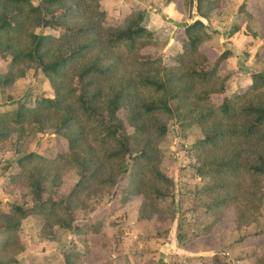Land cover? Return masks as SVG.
<instances>
[{
    "label": "trees",
    "instance_id": "1",
    "mask_svg": "<svg viewBox=\"0 0 264 264\" xmlns=\"http://www.w3.org/2000/svg\"><path fill=\"white\" fill-rule=\"evenodd\" d=\"M101 1L0 0V89L39 68L53 90V96H40L33 104L0 110V142L12 131L46 129L66 141V148L54 154L29 151L18 157L9 180L25 185L32 202L0 207V264H25L17 255L26 248L19 228L28 215L42 218L40 239H56L61 228L99 232V223L77 214L92 194L104 190L112 192L108 211L141 195L139 218L156 213L160 219L163 211L164 219L173 221L176 207L162 204L168 198L173 202V179L160 167V142L171 120L183 131L198 125L202 132L190 147L193 171L206 179L197 191L208 200L204 212L211 219L205 229L211 230L230 207L237 227L264 213V72H251L242 89L228 91L232 73L222 62L232 52L210 47L218 31L207 23L223 0H162L190 18L176 31L178 48L170 63L146 51L164 43L145 25L142 9L112 24ZM240 13L242 19L252 18L249 11ZM258 30L251 31L254 37ZM263 56L264 46L257 62ZM68 169L78 178L59 192ZM200 261L232 264L219 252ZM64 262L88 264L68 249ZM253 264H264V248Z\"/></svg>",
    "mask_w": 264,
    "mask_h": 264
},
{
    "label": "rangeland",
    "instance_id": "2",
    "mask_svg": "<svg viewBox=\"0 0 264 264\" xmlns=\"http://www.w3.org/2000/svg\"><path fill=\"white\" fill-rule=\"evenodd\" d=\"M101 2L107 11L108 22L112 24L133 9H142L146 16V11H152L153 8L159 11L163 3L162 0ZM242 3L243 8L239 10ZM177 4L181 9L180 2ZM172 8L181 15V19H167L168 24H160L154 31L157 39L164 44L146 47V51L160 53L169 63L172 60L171 53L176 48H168L167 39L170 35L176 37V31L190 21L187 13L179 11L174 4ZM244 11L252 13V18L242 19L243 14L240 12ZM161 15L163 17L162 13ZM146 20L145 17V25ZM207 23L211 28L215 24L221 27L220 30L216 28L218 35L210 41L218 44L221 51L229 46L228 42L238 41L239 38L236 37L240 33H243V42L244 36L249 31H254L253 29H259V36L253 35L256 42L252 43L253 50L250 51L251 54L255 51V60L258 50L264 46V0H223V5L212 12ZM245 23L247 26L244 31L239 30L236 34L235 28H240ZM36 31L56 33L49 28H37ZM3 61L4 58L0 56V69L4 66ZM236 88L242 87L238 80L232 77L228 91ZM40 96H53V90L41 69L30 68L10 87L0 89V110L20 103L33 104ZM217 99H220V96ZM200 136L202 132L198 125H191L183 131L176 120H171L167 136L160 142L163 151L160 167L173 179L174 193L173 202L168 198L162 204L176 207L173 221L165 220L163 211L160 212V219H157L159 215L156 213L150 218H139L141 195L133 196L120 207L108 211L107 205L112 202V192L104 190L94 193L87 200V207L81 208L77 215L90 218L92 224L99 223V232L74 233L69 229H57L58 237L54 240L47 239L49 242L54 241L49 250L54 254H50L47 264H65L64 250L67 249L81 253L83 260L88 264H200V257L215 252L227 256L232 264H239L238 261L243 260L249 261L247 264L252 263L255 254L264 247L261 244L264 242V213L257 221L237 227L235 209L230 207L223 211L211 230L208 231L203 226L210 221L211 216L204 212L207 198L200 196L197 191L206 179L194 173L192 165L196 163V158L190 147ZM65 148V139L53 129L37 131L34 134L24 132L22 135L12 131L9 137L0 142V207L7 209L11 201L28 204L32 202L25 185L9 180V174L16 170V161L20 155L29 151L54 154ZM77 178L73 169L65 170L59 192L69 190ZM178 222L181 223L179 229ZM42 223V218L35 215H28L21 220L19 235L23 241H30L29 253L32 252L30 249L33 244L38 242ZM177 233L181 234L180 238ZM235 246L238 248L233 250ZM24 251L17 255L21 261ZM185 252L191 254L184 256Z\"/></svg>",
    "mask_w": 264,
    "mask_h": 264
},
{
    "label": "crops",
    "instance_id": "3",
    "mask_svg": "<svg viewBox=\"0 0 264 264\" xmlns=\"http://www.w3.org/2000/svg\"><path fill=\"white\" fill-rule=\"evenodd\" d=\"M153 1H155V0H153ZM156 2H157V0H156ZM172 6H173V3L163 2L161 4V9L159 11L155 10L154 8L152 11H150V10L146 11L147 14L145 17L147 18V20H146L147 26L153 30H157L158 26H161L160 24H168L167 19H170L173 21L180 20L181 15H178L176 13V11L172 8ZM161 13L163 14V17H165L164 19H163ZM246 26L247 25L245 23V25H241L240 28H237L236 34L239 32V30L244 31ZM212 28H214V29L217 28L218 30H220L221 27L219 25L215 24L212 26ZM253 30H255V29H253ZM242 37H243V33H240V35L238 37H236L237 39L239 38L238 41L232 40V41L228 42L229 46L226 48L231 50L232 54L230 56H228L225 60H223L222 67L230 70L232 73L230 79L232 77H235L238 80V84H240L241 87L243 88L250 81V79H251L250 73L251 72L256 71V70H261L264 72V56L260 62H257V60L254 59L255 51L252 54L250 53V51L253 50V48H252L253 44L252 43L256 42L255 41L256 39L253 37L251 31H249V33H247V35L244 36L245 40L243 39V42H242ZM209 44H210L211 48H215V49H217L218 52H221L218 44L217 45H215L213 43H209ZM167 47L170 49L171 48H178V41L176 40L175 37H172V35H170L169 38L167 39ZM240 78H242V79H240ZM37 240H38V242L35 243V245L33 244V248L30 249L32 251L30 253L28 252V250L30 248L29 247L30 241H24L26 243V248H25V251L23 253L24 255H22V257H23L22 261L25 264L35 263V262H37L39 264H47V259H48V257L51 256L50 254H54V253H51L49 251L51 244H53L54 241L49 242L47 239H40L39 237L37 238ZM261 244H263L262 246H264V242ZM260 245H258V246H260ZM237 248L238 247L235 246V248L233 250H235ZM192 249L195 250L196 248H192ZM186 251H188V250H186ZM183 254H184V256H189V254H191V253L185 252ZM248 262L249 261H246V260L238 261L239 264H247ZM253 262H254V257H253L252 263H249V264H253Z\"/></svg>",
    "mask_w": 264,
    "mask_h": 264
}]
</instances>
